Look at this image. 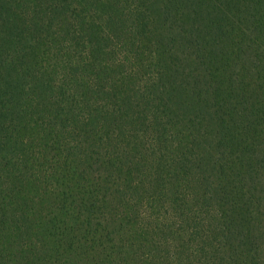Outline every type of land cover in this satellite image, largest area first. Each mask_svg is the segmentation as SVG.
Masks as SVG:
<instances>
[{
	"label": "trees",
	"instance_id": "obj_1",
	"mask_svg": "<svg viewBox=\"0 0 264 264\" xmlns=\"http://www.w3.org/2000/svg\"><path fill=\"white\" fill-rule=\"evenodd\" d=\"M0 264H264V0H0Z\"/></svg>",
	"mask_w": 264,
	"mask_h": 264
}]
</instances>
